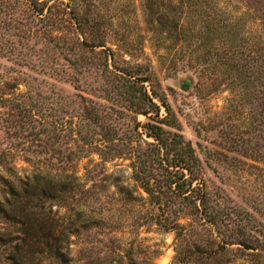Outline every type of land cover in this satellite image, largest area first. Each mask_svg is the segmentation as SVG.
I'll use <instances>...</instances> for the list:
<instances>
[{"label":"rangeland","instance_id":"obj_1","mask_svg":"<svg viewBox=\"0 0 264 264\" xmlns=\"http://www.w3.org/2000/svg\"><path fill=\"white\" fill-rule=\"evenodd\" d=\"M194 1L175 32V0H0V178L74 170L101 219L76 239L86 260L193 264L199 245L264 264V0ZM181 174L198 212L141 188Z\"/></svg>","mask_w":264,"mask_h":264},{"label":"trees","instance_id":"obj_2","mask_svg":"<svg viewBox=\"0 0 264 264\" xmlns=\"http://www.w3.org/2000/svg\"><path fill=\"white\" fill-rule=\"evenodd\" d=\"M175 1L178 3L176 9L180 13L179 17L168 22L169 17L167 16L165 17L166 21L163 20L162 23H168L169 28L179 32L183 29V25L180 23L183 13L186 12L189 15L191 12L189 9L193 6L197 7V4H194V0ZM33 4L34 8H37L35 12L37 15L47 17L51 14L52 6L46 7L45 2L34 1ZM44 10L46 14H43ZM174 11L171 10L169 13ZM151 14L153 16L158 13L155 11ZM207 18H210V15ZM254 45H249L253 53L256 52ZM132 69H137L136 72H145L142 81L150 80L147 67L136 65ZM151 94L153 97L157 96L153 90ZM144 96L151 106L157 109L146 93ZM150 127L155 131L162 130L161 127L155 125ZM154 137L159 138L157 134ZM179 180L178 182L169 177L163 181V184H160L154 178L145 179L142 177L141 188L153 204L162 206L166 204L167 199L171 202L177 199L180 205L190 211L198 212L197 202L203 206V197L198 195V189H191L192 179H184V175L181 174ZM0 182L2 185L0 189V220L3 224L0 227V264H41L47 261L50 264H116L110 258L86 260L82 256V249H76V239L81 236V232L90 228H98L101 226V219L96 215H88L84 205L78 201L74 204L75 196L83 194V188L78 184L74 170L70 173L55 175L50 172L37 171L24 178H0ZM119 190L125 191L123 194L131 198L128 188L121 187ZM52 206L65 208L66 213L61 217H57L56 213L52 216ZM204 212L205 209L201 211V214ZM181 227L176 221H171L166 225L167 229ZM241 245L244 249L257 250L256 247L246 243H241ZM204 250L197 245L191 254H187L190 255V258L193 256L196 259L193 264H199L197 261L208 264L213 256L219 255V258L223 259L228 254L224 246L210 249L209 253ZM261 250L264 251V249ZM188 258L183 261L184 264L190 261ZM214 262L216 261L214 260ZM128 264H154V254L148 260H138L132 256V260L129 259Z\"/></svg>","mask_w":264,"mask_h":264}]
</instances>
